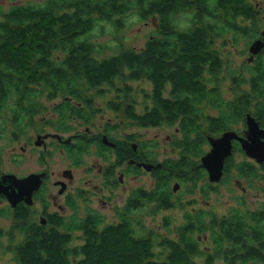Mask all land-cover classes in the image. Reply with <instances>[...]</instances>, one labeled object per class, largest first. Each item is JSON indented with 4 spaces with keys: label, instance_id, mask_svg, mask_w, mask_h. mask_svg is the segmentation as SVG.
Wrapping results in <instances>:
<instances>
[{
    "label": "trees",
    "instance_id": "trees-1",
    "mask_svg": "<svg viewBox=\"0 0 264 264\" xmlns=\"http://www.w3.org/2000/svg\"><path fill=\"white\" fill-rule=\"evenodd\" d=\"M134 11L142 21L154 19L155 33L140 51L120 47L116 54L100 58L92 40L96 27L108 22L121 28L123 18ZM260 25L261 14L249 0H47L41 6H15L2 14L0 115L10 112L20 125L25 117L39 115L43 96L49 102L61 98L54 110L66 126L69 115L80 112L71 101L91 108L86 95L91 90L116 81H146L152 85V107L142 115L127 107L125 114L139 127L173 125L180 134L174 142L178 158L154 161L159 165L153 173L154 187L135 190L117 212L118 223L104 224L100 216L90 214L83 227L74 220L61 224L68 231L84 229L83 244L76 248H70L73 236L32 232L27 210L17 211L22 236L14 248L17 262L264 264V203L257 210L234 208L223 217L203 210L185 213L174 239L159 241L154 231L140 233L135 228L136 213L145 207L160 211L180 205L170 188L173 181L205 198L215 191L202 166L212 137L234 131L248 114L264 127V51L250 71L251 91L227 100L220 88L222 66L215 47L229 37L235 43L238 36L256 40ZM236 153L243 154L235 143L221 183L233 175L251 188L259 184L255 188L264 196V163L255 168L245 160L236 161ZM205 239L209 248L203 250Z\"/></svg>",
    "mask_w": 264,
    "mask_h": 264
},
{
    "label": "rangeland",
    "instance_id": "rangeland-1",
    "mask_svg": "<svg viewBox=\"0 0 264 264\" xmlns=\"http://www.w3.org/2000/svg\"><path fill=\"white\" fill-rule=\"evenodd\" d=\"M46 1L47 0H0V19L2 14L11 10L12 7L26 4L41 6ZM249 2L258 9L261 14V34L264 32V0H249ZM122 21L123 26L121 28H116L114 24L108 22L99 23L92 33V40L98 46L100 58L105 59L116 54L120 47L140 51L144 48L148 39L156 30L154 19L142 21L135 11L126 15ZM247 24L250 23L248 22ZM237 40V43H235L232 37H229L215 43L222 66L220 85L227 100H235L241 95L251 91L249 83V79L251 78L250 71L258 60L257 59L252 64L248 62L250 57L249 49L255 39L252 37L242 38V36H238ZM262 62L264 63V57H262ZM168 92L169 87L165 93L166 96ZM151 94L152 85L146 81L129 82L127 84L116 81L113 87H104L103 85L96 90L87 92L86 95L91 99L90 101H92L91 113L93 117L88 125H81L82 130L88 127L92 132H98L101 127L104 126L105 128L108 126L113 136L116 135V137L121 140H125V136H129L132 138L130 140L131 145H139L141 151L150 155V159H154L158 163H162L169 159H177L179 151L174 148V142L180 137V134L178 135L175 132L177 126L163 125L158 128L139 127L125 114L124 109L127 107H132L133 111L139 115L144 114L147 108L150 109L152 107ZM61 100V98H58L53 102H49L45 99V96H43L40 100L43 104V109L40 110L41 112L39 115L32 118L25 117L22 124L17 126L18 142L12 141L9 137V133L12 130L8 119L10 112L0 115V175L15 174L19 177H23L30 173H38L43 170L58 173L64 169L71 168L76 172V179L72 187H84L85 184H82V181L87 180H89L90 183V187L87 189L90 191H92L93 186L103 185L102 180L95 176L97 170L90 176L84 178L85 174L83 170L73 168L76 162L74 153L67 152L63 154L54 144L50 146L46 153L43 152L42 148L38 149L35 146L37 134L53 133L55 132L56 126L61 129L63 133L62 136H64L65 140L69 139L70 135L74 133L72 128L77 125L69 121H67L66 126L61 124L59 120L60 116L54 110V107L61 104ZM16 101L13 103H16ZM211 114L215 113L211 112ZM248 115L253 117L250 114ZM247 116L245 117V122L240 123L235 129L239 131L237 133L242 134V137L245 138L248 136V128L246 127L245 129V123L247 125ZM53 117L57 118L52 119ZM27 126L32 129L25 133L24 131ZM68 131L72 132L70 133ZM222 136L212 137V141L210 140L204 157H206L212 149L211 142L219 141ZM26 144H29V146H26V151L23 152L22 148L25 147ZM96 156V154H93V156H86L84 163H88L89 166L96 164V169H98V164L102 166L105 162L100 158L96 161ZM235 158L239 162L244 160L250 161L247 156L245 157L242 154H237ZM115 179H117V177ZM126 180L127 181H125L123 185L118 182L112 187L108 185L109 188L102 189V193L98 195L92 193L93 191L90 192L91 194H88L87 197L88 200L80 203V205H78L79 208L77 206V212L79 214H84V216L90 213L99 214L104 224L117 222L119 220L117 212L122 210L126 199L135 190L140 188L151 190L154 187L153 176L147 172L141 174L132 173L129 179ZM207 181L210 182V179ZM175 184H178V182L173 181L170 188L173 189ZM254 185L255 186L251 188L244 181L239 182L233 175L231 177H225L224 183H221V181L212 183V186L215 187V191L210 192L209 198L203 197L199 191L191 193L190 190L181 185L175 194L176 198L180 200L179 206L177 205L171 210L160 211H154L151 206L145 207L136 213L137 223L135 224V228L140 233H144L143 230L154 231L159 235V238H157L159 241L162 238L174 239L176 229L184 223L185 213H194L203 210L206 212H213L218 217H222L234 208L257 210L264 203V196L262 192L255 188L256 185L258 186L259 184L255 182ZM49 191L56 194V190H54L52 185ZM61 201V199H58L59 203H61ZM242 203L245 207H242ZM41 207L42 204L38 202L32 209V213L34 217H37V220ZM34 212H36V214ZM12 218L13 212L9 205L0 201V264H19L16 260L14 248L19 244L22 237L17 231ZM166 220L169 221L168 228L165 226ZM82 243L83 241H81L78 234L73 235L70 248H76L82 245ZM207 248H209V243L207 239H205L201 241V249L206 250ZM159 251L160 249L156 247L155 252L158 253ZM202 261L203 259L198 260L199 263ZM217 264L222 263L218 262Z\"/></svg>",
    "mask_w": 264,
    "mask_h": 264
},
{
    "label": "flooded vegetation",
    "instance_id": "flooded-vegetation-1",
    "mask_svg": "<svg viewBox=\"0 0 264 264\" xmlns=\"http://www.w3.org/2000/svg\"><path fill=\"white\" fill-rule=\"evenodd\" d=\"M262 33L260 34V37L257 38L255 41L261 39ZM260 54L256 55L253 58L252 62L249 61L251 57L250 55L248 62L251 64L254 63L258 59V56ZM108 86L111 85H104V87H108ZM220 88L221 91L223 92V96L225 97L222 87ZM70 105L81 112V113L79 112V115H69L70 118L69 122L70 123L73 122L74 124L77 125L76 127L73 126L72 129L74 133L70 135V138L65 140L64 136H62L63 133L61 132V129L56 126L54 130L55 132L53 133L50 132L45 134H37L36 138L39 145H37L36 142L35 146L38 149L42 148L43 152L46 153L49 150L50 146L54 144V146H56L63 154H66L67 152L74 153L76 162L75 165H73L74 166L73 168H77V170L78 169L83 170L85 174L84 178L90 176L92 173H94V171L97 170V174L95 176L99 177L102 180L103 185L93 186L92 189L93 192L87 189L90 187L89 180L82 181V184H85L84 187H77V188L72 187L76 179V172H74L75 170L71 168L64 169L62 171H59L58 173H53L48 170H43L38 173H30L23 177H19L15 174H1L0 180L3 178V176L6 175H13L18 179H24L30 175L43 174L44 178H43V183L39 188V190L33 194L32 205L29 206L25 202H20L17 204L15 208H12L5 196H0V201L7 203L11 208L13 212L12 220L15 223L16 229H17V223L15 221V215L17 214V211L23 209L24 211L27 210L26 219L29 225L32 227V232L40 230L42 233L45 234H50L51 232L57 233L58 235L64 234L70 236L78 234L81 241H83L82 236L84 235V231H83L84 229H79V230L70 229L68 231L61 224L70 223L72 220H74L77 225L83 227V225L88 224L87 221L90 218V214L92 215L94 214L95 216H100L99 214H95V213L86 214L84 216V214H79L77 212L78 211L77 209L79 208L78 205L88 200L87 198L88 194L90 195L91 194L90 192H92L98 195L102 193V189L104 188L108 189L109 188L108 185L112 187L117 182L123 185L125 184V181H127L126 179H129V176H131L132 173L141 174L147 172L148 174H151L153 176L154 171L156 170L157 167H159V165H154L153 163L155 160L150 159V155L146 154L144 151H141L139 145L137 144L131 145L130 140L132 138H130L129 136H125V140L124 139L121 140L118 137H116V135L114 136L112 135V131L108 126H106L105 128L104 126L101 127L98 132H92L88 127L82 130L81 125L82 124L88 125L93 117L91 113L92 107L87 108L86 106L83 105V103L74 102V101H71ZM56 118L57 117H53L52 119H56ZM8 119L10 121L11 129H12L9 133V137L11 138L12 141L18 142V127H17L18 125L16 124L17 122L16 117L10 114ZM253 119L258 123L259 128L264 131V127H261L260 122L256 118ZM158 127L160 126H156L154 128H158ZM246 127L247 125L245 123V129ZM31 129H32L31 127L28 128L27 126L24 132L25 133L26 131L29 132V130L31 131ZM68 132L71 133L72 131H68ZM175 132L179 135L178 128L175 129ZM233 132H235L239 137L243 139L246 140L249 139V135L245 138L242 137V134L237 133L236 130H234ZM39 138L40 140H38ZM235 143L239 145V148L241 149L243 154L236 153L234 154V157H236L237 154H242L245 157L247 156L250 161L248 160L245 161L251 163L253 166H255V168L256 167L259 168L264 163V161L261 162L256 158H252L246 155V153L242 149L241 144L238 142H233L232 155H233V148L235 146ZM110 144H114L115 146L112 147ZM26 146H29V144H26L25 147L22 148L23 152L26 151ZM130 150H132V152ZM93 154L94 155L96 154L98 156V157L96 156L95 158L96 161H98V159L100 158L105 162V164L102 166L98 164V169H96V164H92V166H89L88 163H84L85 157L93 156ZM144 156L146 157L149 156V158L147 157L146 159ZM144 164L153 166L151 171H146L145 168L143 167ZM116 177L117 179H115ZM51 185L54 188V190H56V194H53L51 193V191H49ZM129 198L130 196L126 199L124 207L127 205ZM58 199L62 200L61 203L58 202ZM38 202L42 204V207L39 210L38 220H37L36 219L37 217H34V214L32 213V209L36 206ZM52 209H56V210H52ZM34 213L36 214V212ZM115 223H118V221ZM110 224H114V222ZM17 231L20 233L18 229ZM21 241H19V243Z\"/></svg>",
    "mask_w": 264,
    "mask_h": 264
},
{
    "label": "water",
    "instance_id": "water-1",
    "mask_svg": "<svg viewBox=\"0 0 264 264\" xmlns=\"http://www.w3.org/2000/svg\"><path fill=\"white\" fill-rule=\"evenodd\" d=\"M264 50V32L261 39L255 41L249 50L251 55L250 62L253 58ZM247 128L249 139L239 137L235 132L225 133L219 141L211 142L212 149L209 154L202 160V166L209 175L212 183H218L223 176V170L226 160L232 155L233 142L241 144L246 155L264 161V131L259 128L258 123L250 116L247 118ZM40 140V138L38 139ZM39 145V143H36ZM114 147V144H110ZM146 171H151L153 166L144 164ZM43 174L30 175L24 179H18L13 175H6L0 180V196H5L12 208L18 203L25 202L27 205L33 204V194L39 190L43 183ZM178 184L173 187L176 193L179 189Z\"/></svg>",
    "mask_w": 264,
    "mask_h": 264
}]
</instances>
